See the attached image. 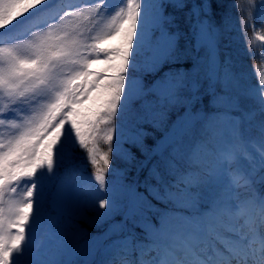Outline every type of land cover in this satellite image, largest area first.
I'll use <instances>...</instances> for the list:
<instances>
[{"label":"trees","instance_id":"16d2710c","mask_svg":"<svg viewBox=\"0 0 264 264\" xmlns=\"http://www.w3.org/2000/svg\"><path fill=\"white\" fill-rule=\"evenodd\" d=\"M69 1L50 4L49 1L39 0V4L34 5L33 0H8L7 8L4 9L5 20H9L7 23H19L18 27L21 28L27 25L20 23L21 19L34 10H40V18L30 20L28 25L40 23L42 27L47 16L56 14ZM106 4L97 2L83 6L81 10H74L63 17L67 29L77 36L78 45L87 40L91 28L101 17L100 8ZM179 15L182 38L178 40L176 48L154 63L153 69L139 67L133 73L142 90H151L156 95L161 94L162 85L169 79L173 82L179 80L182 86L166 98L163 107L143 113V119L138 120L134 128L138 137L135 146L131 148L134 158L126 159L123 152L119 158L113 155V163L122 175L108 177L118 180L125 197L135 199L136 204L143 209L142 216L135 208L125 215L129 229L140 241H150L149 228L159 230L164 226V219L173 212L170 193L179 196L185 218L189 219L188 212L193 210L203 213L206 221L222 230L230 224L223 201L227 189L210 193L202 183L209 169L219 159V153L214 143L211 144L209 130L205 128L206 122L204 119L199 122L200 115L227 113L238 119L240 128L243 126L245 131L251 130L254 136L259 137L260 133H264V86H260L262 91H257L256 96L250 92L249 95H241L237 91L241 81L256 90L258 79L264 76V4L260 0H214L211 19L205 29L208 39L202 41L199 48L193 44L195 37L183 19V14ZM213 51L215 60L212 59ZM149 55L152 53L148 52L145 56ZM135 57L143 59L141 56ZM60 64L59 59H54L50 71ZM216 68L218 73L214 84L212 73ZM38 78L35 76L29 79L26 76L18 84L17 93L35 91ZM213 84V88L208 89ZM107 114V109L102 111L76 145L64 142L55 146L51 141L41 145L46 156L49 148L52 149L54 178L51 177V181L68 173L78 164L96 173L92 157L100 159L108 153L109 145L105 140L108 130L113 128L104 119ZM59 115L61 112L54 117ZM114 135H120L119 113ZM14 144L25 154L31 153L34 156L38 140H21ZM122 147L126 149L127 145ZM145 161L146 166L141 167ZM169 161L175 165L174 168ZM153 163L158 164L160 180L155 176L146 180ZM227 169L234 183L229 201L233 200L238 206L242 202H250L247 206L251 207L264 194V144L257 150L250 149L230 155L227 158ZM46 209V214L53 213L48 206ZM109 222L97 228H87L90 232L101 233L106 230ZM124 230L128 233L127 229ZM164 237L172 245L178 243L174 233ZM184 239L186 242L192 241L187 235H184Z\"/></svg>","mask_w":264,"mask_h":264},{"label":"rangeland","instance_id":"374dc122","mask_svg":"<svg viewBox=\"0 0 264 264\" xmlns=\"http://www.w3.org/2000/svg\"><path fill=\"white\" fill-rule=\"evenodd\" d=\"M108 1H111L110 11L96 27L85 47L83 49L81 47L78 52H73L69 57L72 60L71 64L68 60L63 61L58 67L59 69L51 75L47 73V66L50 65V62L53 63L52 60L49 62V58H54L53 54H42L45 57L44 62H40V59L36 62L32 54L34 45H41V48L44 49L45 41L42 40L39 31L32 37L29 36V32L34 29L33 27L12 39L5 37V31L0 35V181H2L0 182V197L2 196L0 227L7 229L9 239L19 235L24 236L22 243V248L25 250L22 257L24 264H30L32 261L48 264H127L124 252L127 246L112 243L113 240L123 239L127 235L122 232L121 228H115L111 239L107 237V234L120 224L122 219L112 222L106 232L100 235L90 234L83 224L95 227L130 209L129 200L123 197L121 185L118 186L122 191V199L113 217H99L91 207L82 211L84 205L95 195L96 173H90L82 166H78L69 174L54 179L52 188H50L54 171L48 173L45 163L43 168L37 170L40 181H37V187L33 188V178L22 173L38 161L46 162L47 157L43 152L39 154V151L34 156L31 153L25 154L14 144L15 141H28L29 135L50 125V133L43 141L51 140L55 146L64 142L76 145L82 133L89 125L97 121L99 114L103 111L97 109L95 113H89L82 110L89 100H93L92 93L100 89V94L96 99H99L100 95L107 94L109 97L108 106H110L112 103H116L119 76L126 77V85L134 79L131 71L127 70L124 73L119 71L125 50L117 44L118 41H115L119 33L122 31L127 33L128 29L123 27L126 21L129 28L131 27L128 0ZM77 4L79 3L74 2L72 7ZM7 5L8 0H0L1 23L5 19L6 11L4 9L7 8ZM145 13L151 15L150 0L144 2L139 17L141 21ZM37 16L34 14L31 17L36 18ZM44 35H50V31H46ZM51 41L54 49L57 50L55 52L57 57L68 58L70 51L74 50L76 38L73 35H66L64 50L61 38L57 44L53 38ZM107 42H112V47H106L105 53L97 54L98 47ZM145 53L147 51L141 52L140 55ZM133 54H137L135 48L131 51L130 61L136 66L148 67L150 65L146 64L145 60L133 59L131 57ZM105 61L107 64L104 66L102 63ZM102 67H105V70H99ZM23 72L40 77L38 88L29 95H15L14 87L20 81ZM259 82L260 85H264L263 79H260ZM256 90L262 91L258 88ZM165 91L166 89L162 87L161 93ZM239 91L243 93L242 85H239ZM126 92L127 87L124 89L125 94ZM57 98L60 99L56 101ZM61 100L64 102L59 109L60 104L57 105V102ZM62 108L63 113L60 118L50 123L53 112L58 109L61 111ZM203 121L206 122L205 128L209 130L208 134L211 136L212 142L215 143L221 159L220 163L210 170L207 176L208 182L204 185L210 190L220 189L217 188L220 184H224V187L227 188L232 187L224 166L227 153L232 149L239 150L243 146L245 148L257 146V141H246L243 138L237 142L234 136L241 137L242 130L238 122L235 119H230L227 115H207ZM262 137L264 139V136ZM35 147H39V144H36ZM41 184L43 185V195L39 197L36 192L40 190L39 185ZM29 191L34 193L32 197H29ZM170 198L176 208L171 214V220H183L179 209V196L170 193ZM45 201L53 212L52 214L45 213ZM30 202L33 203V211L29 216L28 223L24 224L20 219L23 216L20 209ZM252 212L254 213L252 218L264 225V210L261 209L260 204ZM45 215L48 216L46 219H44ZM192 216L194 222L199 221L195 213ZM232 216H234V229L231 228L225 232L216 228L215 230L221 234L224 240L242 242L245 236L250 237L254 233L249 230L250 226L247 224L243 228V232L239 231L242 221L249 218L248 214L238 216L241 217L238 220L234 212ZM171 220L167 219L166 225L172 222ZM13 225L23 227V233ZM183 231L187 232L185 229ZM153 233L156 232L153 231ZM157 239L162 241L160 237ZM262 239L264 240L263 234ZM141 245L144 246L143 250L147 252V255H141L139 247L135 249V254L137 253L138 258L143 259L145 264L153 258V264L157 260L159 264H214L213 254L216 255V252L223 250L224 247L221 240L215 238L214 241H211L207 238L204 242L199 245L195 244L193 247L185 245L181 257L173 253L169 262L167 258H161L158 249L153 248V245ZM237 251L239 248L234 247V251L230 253L233 259L238 255Z\"/></svg>","mask_w":264,"mask_h":264},{"label":"snow or ice","instance_id":"6c2138e0","mask_svg":"<svg viewBox=\"0 0 264 264\" xmlns=\"http://www.w3.org/2000/svg\"><path fill=\"white\" fill-rule=\"evenodd\" d=\"M144 2L145 0H128V15L131 19V27L129 28L128 22L126 21L123 27L128 29L127 33L122 31L115 38V41H118L117 44L125 50L123 60L121 61L122 66L119 69L121 73L126 72L130 64L133 72L135 71L136 65L130 61V54L133 48L136 49L138 55L144 51L152 53V55L145 57L146 64L158 62L176 48L178 40L182 38L179 24L181 16L179 14H183V19L188 24L192 35L195 37L193 44L196 48L201 46L202 41L208 39L205 29L208 20L211 19L214 0H150L151 15L145 13L141 21L139 17ZM260 3L264 4V0H260ZM33 4L38 5L39 0H33ZM169 9H172V11L169 12ZM202 17L204 19H202ZM101 47H112V42L102 44ZM212 59L215 60V51H213ZM106 64L107 61L102 63L104 66ZM99 70L103 71L105 67L99 68ZM139 85L140 82L135 79L128 82L126 85V77L120 75L119 87L116 89V103H112L109 108V97L107 94L100 95V98L96 99L100 94V89H98L96 92L92 93L93 100H89L83 106L82 110L89 113H95L97 109H107L108 114L104 119L107 123H111L113 128L109 129L106 135L105 143L109 145L108 153L103 154L100 159H95L94 156L92 157V163L96 170L95 180L97 186L95 195L84 205L82 211H86L91 207L96 211L99 217H113L116 208L121 203L122 191L118 186L119 181L116 179H108V177L121 176L122 173L117 171L112 156L115 155L119 158L120 154L123 152L126 159H133L131 148L135 146V141L138 138L134 133L136 122L143 119V113L146 110L163 107L166 98L182 86L179 80L173 82L169 79L162 85L166 91L162 92L160 95H156L151 90H142ZM125 87H127L126 94L124 93ZM222 99H226V97H222ZM118 113L120 119V135L116 137L114 135V128ZM124 145H127L126 149L122 147ZM45 163L48 173H52L54 168L51 148L48 150L46 162L38 161L28 168L26 172L22 173L23 175L33 178V188H36L38 185L37 181H40L37 170L43 168ZM168 163L171 164L173 168L175 167L171 161ZM146 164L147 161L143 162L141 167L146 166ZM152 176H155L157 180L161 179L158 171V164L156 163L152 164L146 180L150 179ZM13 179H15V177H13ZM39 188L40 190L36 192V195L41 197L43 195V185H39ZM28 195L32 197L34 193L29 191ZM249 203L250 202H242L240 206H237L234 214L238 217L247 212L249 218L246 220L245 224L249 225L250 231L253 232L256 228V220L252 218L254 216V213L251 211L252 208L247 206ZM259 204L261 209L264 210V194H261L259 197ZM129 207L130 209L135 208L141 216L143 215V209L136 204L135 199H130ZM20 211L23 212V216L20 217L21 222L24 224L28 223L29 216L33 211V203L30 202L23 206ZM228 212L230 216L233 215L231 207L228 208ZM13 227H18L21 233L24 231L23 227L19 225H13ZM115 228L127 229V236L123 239L112 241L114 245L127 246L124 249L127 264H145V261L138 258L135 254V249L137 247L141 248V255H147V252L143 250L144 246L140 244V240L135 237L129 229L128 220L122 219L121 223L116 225L107 234L109 239H111ZM180 228L185 229L188 236L198 245L204 242L210 234L214 233L215 238L221 240L224 246L223 250H218L216 252V255L224 264H231L233 257L225 253H232L234 247L243 251L245 264H256L254 258L256 257L257 251L251 246L249 236H246L242 242L224 240L213 225L205 220L196 222L186 220L172 221L166 226H162L157 235L162 238L176 232L177 229ZM260 228L262 234H264V225H261ZM23 241V235L9 239L7 229L0 227V264H22V257L25 251L22 248ZM259 254L261 258H264V245H262ZM153 260L154 258L149 259L147 264H153ZM155 264H159V261H155Z\"/></svg>","mask_w":264,"mask_h":264}]
</instances>
